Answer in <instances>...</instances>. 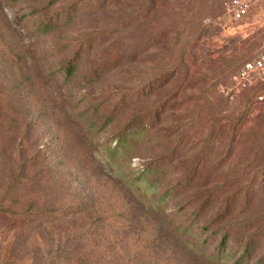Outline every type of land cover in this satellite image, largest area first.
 <instances>
[{
	"label": "rangeland",
	"instance_id": "rangeland-1",
	"mask_svg": "<svg viewBox=\"0 0 264 264\" xmlns=\"http://www.w3.org/2000/svg\"><path fill=\"white\" fill-rule=\"evenodd\" d=\"M73 1H79L77 19L56 32L45 31L41 26L45 18ZM207 1L197 7L195 20H203L198 41L182 40L178 46L169 41L131 62L130 54L144 44L137 33L141 25L168 20L181 13V6L155 0V6L147 5L152 12L145 19L140 0H62L47 12L48 0H0V194L17 182L26 160L34 164L27 177H43L32 192L20 187L14 193L24 201L18 212L33 204L30 212L38 220L32 236L23 237L18 246L16 239L25 225L0 226V264H210L167 222L188 195L162 198L183 174L188 175L194 148L213 132L214 141L221 144L211 166L230 153L232 158L222 169L225 179L212 188L227 184L235 172L249 166L238 188L255 184L264 193V148L256 160L258 142H264V120L249 124L238 120L239 114L253 108L259 110L254 117L264 116V104L257 101V92L248 90L233 99L222 93L232 76L264 49V1L228 32H221L215 21L237 0ZM92 35L98 38L82 62V74L66 79L60 71L61 43H78ZM182 50L185 65L169 86L154 85L147 98L114 126L91 132L85 128L97 118V100L103 94L148 92L162 68L169 71L178 64ZM123 55L119 67L108 66L100 79L88 81L93 68ZM163 102V126L129 138L115 154L112 140L136 110ZM252 118L249 114L247 121ZM161 130L171 134L184 130L183 174L174 164L148 174L155 158L171 147L159 135ZM28 194L33 202L26 201ZM83 202H94L93 213L64 221L42 217L46 209L59 211ZM260 204L259 225L264 226V194ZM40 223L42 228L36 230ZM194 232L198 235L201 229L197 226ZM235 260L229 258L230 263Z\"/></svg>",
	"mask_w": 264,
	"mask_h": 264
},
{
	"label": "trees",
	"instance_id": "trees-1",
	"mask_svg": "<svg viewBox=\"0 0 264 264\" xmlns=\"http://www.w3.org/2000/svg\"><path fill=\"white\" fill-rule=\"evenodd\" d=\"M167 1L172 7L179 8V6H181V13H175L171 15L172 17L170 19L162 20L164 24H161V21L160 23L154 22L141 25L137 33L140 39L142 38L144 41V44H138V47L130 54V60L132 59L131 62L149 53L151 49L164 47L165 45L163 44L169 41H174L175 46H178L182 40H187L188 43L191 44L198 41L202 36L201 22L203 20H195V18L196 14H198V4L205 5L208 1ZM61 2L62 0H48L44 12L54 9ZM140 2L143 3V5L145 4V19H147L152 12V9H147V5L152 2L153 6H155V0H140ZM78 6L79 1H73L67 4L54 15L47 16L41 26L47 32H56L60 30L63 26H67L77 19L76 13L78 11ZM109 34L112 33L109 32L107 36H109ZM97 38L98 35H92L78 43H61L60 51H62L64 55L60 71L66 79H73L82 74V62L84 59L90 57ZM257 58L249 62L255 61ZM124 59L125 55L118 56L113 63H103L105 66L102 65L101 68H93L89 73L90 78L88 81L91 82L94 81V79H100L105 68L111 66L114 67L113 69H116L121 65V61H124ZM184 65L185 51L182 50V52L178 53V64L169 71L162 68V70L154 76L152 81L153 85L148 92L140 91L139 93L128 92L118 94L110 92L103 94L101 99L97 100V118L91 120L92 123L85 125V128L91 132L97 127L99 130H105L114 126L122 117L139 105L141 101L144 100L143 98H147L146 96L149 91L150 93L153 91L154 85L156 89H164L169 86V84L178 77ZM131 78L133 79L134 76ZM249 91L257 92L256 99L258 101L259 97L264 94L261 93L264 92V84ZM260 103L264 104V102ZM164 105L163 102L151 107V109L139 108V110H136L118 135L112 140L116 141L113 152L116 154L118 151L122 150L128 143L129 138H135L141 134H152V132L160 129L163 126L161 123L163 122L164 112L162 110ZM257 111H259L257 108H253L250 112H242L238 115L239 122L243 121L249 124L263 121V114L254 117ZM249 114H251L253 118L247 121V116ZM159 133L157 134L161 135L164 141L171 143V147L155 158L147 170L148 174L160 171L164 166L170 167L173 164L176 165L179 172L178 174H183V168L186 164V161H184V130L178 131L176 134H171L166 130H161ZM170 140H172V142ZM217 144L221 143H216L214 141V132L206 139L202 140L200 145L193 150L195 160L191 163L192 166L188 175L186 176V173L183 174L176 182V185L167 190L162 198L165 201L173 193H177L181 196L188 195L189 197L187 202H181V204L177 205L179 207L177 212H171L167 216V222L173 227V233L175 235H179L182 239L192 241L199 256L210 262V264H264V249H262L264 226H260L262 218L260 202L264 194L263 189L256 188L255 184L247 188H238L240 187V181L246 176L249 166L243 168L241 171L235 172L231 180H228L227 184L212 188V184L221 182L225 179V176L221 174L222 169L224 168L225 162H229L228 160L232 158V156H230L231 153H228L229 155L225 158L220 157L221 160H218L214 166H211L213 164L212 157L216 151ZM258 147L259 153L256 155V160L259 159V154L262 152L261 149L264 148V142H258ZM226 148L228 152H230L231 143L226 144ZM23 157L24 154L21 158ZM33 167V160L22 162L17 182L12 186L10 185V187L6 188V190L0 194V205L4 207L2 208L4 210H0V226L5 224V222H21L25 225L23 233L16 239L18 241L17 246L22 243L24 240L23 237L27 239L32 236L34 230L33 225L38 220L37 216H33L30 212L34 207L33 204H30L28 209L18 212L22 209L20 206L24 201L21 202L20 198H14V193L20 187L23 188V191H28L27 193H29L32 192V189L37 187L39 181L43 180V177L38 174L35 177H27L28 172ZM25 199L27 202H33L32 200L34 197L28 194L25 196ZM158 203L163 204L166 202ZM241 207H243V209ZM93 209L94 202H83L59 211L56 209L54 211H47L48 209H46L45 216L42 217L51 218L53 221H64L68 217L72 218L90 215L93 213ZM241 217H245L243 225L242 222H240ZM42 226L43 224L40 223L36 230H40ZM197 226L201 229L198 235L194 232ZM203 236L207 237L203 238ZM215 244L217 245L214 247ZM233 249H236V251L232 252ZM231 256L236 257V260L232 263L229 261ZM52 264H59V262Z\"/></svg>",
	"mask_w": 264,
	"mask_h": 264
},
{
	"label": "built area",
	"instance_id": "built-area-1",
	"mask_svg": "<svg viewBox=\"0 0 264 264\" xmlns=\"http://www.w3.org/2000/svg\"><path fill=\"white\" fill-rule=\"evenodd\" d=\"M262 1L264 0H237L228 5L222 16L216 19V27L221 32H228L243 22L250 15L251 10L260 5ZM261 84H264V49L255 61L245 64L232 76L230 85L222 89V93L233 99L237 94ZM259 101L264 102V95L259 97Z\"/></svg>",
	"mask_w": 264,
	"mask_h": 264
}]
</instances>
